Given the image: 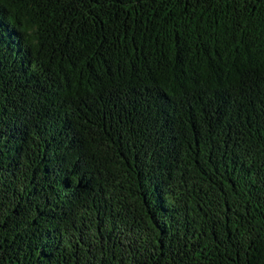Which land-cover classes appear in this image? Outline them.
<instances>
[{
    "label": "trees",
    "instance_id": "trees-1",
    "mask_svg": "<svg viewBox=\"0 0 264 264\" xmlns=\"http://www.w3.org/2000/svg\"><path fill=\"white\" fill-rule=\"evenodd\" d=\"M0 264H264V0H0Z\"/></svg>",
    "mask_w": 264,
    "mask_h": 264
}]
</instances>
